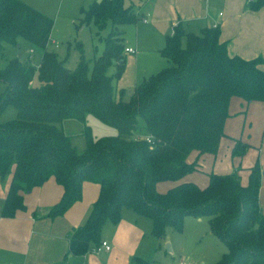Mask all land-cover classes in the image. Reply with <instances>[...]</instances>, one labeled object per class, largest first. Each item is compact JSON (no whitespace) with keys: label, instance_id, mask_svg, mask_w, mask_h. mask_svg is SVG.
Returning <instances> with one entry per match:
<instances>
[{"label":"trees","instance_id":"1","mask_svg":"<svg viewBox=\"0 0 264 264\" xmlns=\"http://www.w3.org/2000/svg\"><path fill=\"white\" fill-rule=\"evenodd\" d=\"M249 5L256 10L264 0ZM82 14L79 27L94 23L98 35L111 25L91 71L84 59L68 69L48 49L51 17L21 0H0V52L19 38L42 50L37 67L11 59L0 69V115L8 106L17 111L15 119L0 123V176L12 175L2 214L13 217L24 210V193L54 178L63 195L50 213L62 215L82 198L84 183H96L99 196L85 224L70 234V255L99 247L105 222L117 223L126 207L150 220L156 238L168 227L182 231L187 217L206 218L227 247L217 264H264L259 161L246 185L235 173H209L206 187L182 181L198 170L203 154L218 152L233 97L264 102V58L230 55L218 26L194 33L176 25L160 50L167 66L124 100L125 91L115 85L127 60L119 26L136 22L138 15L125 0H97ZM88 115L118 134L94 139L86 126L87 145L80 153L57 124L85 123ZM139 120L145 134L135 137ZM249 148L236 140L232 153L243 156ZM193 152L198 156L189 162ZM163 182L176 184L161 192ZM135 264L151 263L136 258Z\"/></svg>","mask_w":264,"mask_h":264},{"label":"crops","instance_id":"2","mask_svg":"<svg viewBox=\"0 0 264 264\" xmlns=\"http://www.w3.org/2000/svg\"><path fill=\"white\" fill-rule=\"evenodd\" d=\"M21 1L28 3V0ZM94 1L97 0H93L91 4ZM132 8L137 15L144 11L147 13L141 14L142 21L146 24L160 25L165 21L170 23L172 29L180 25L186 32L194 33H200L206 27L218 26L220 39L227 44L230 55L247 60L264 58V5L253 10L249 0H141L140 6ZM129 47L134 48L126 45V48ZM236 109L243 117H237L238 113L234 112ZM224 132L225 137L221 140L218 152L203 154L198 159V170L182 181L206 187L209 173H235L241 183L246 185L250 169L258 160L263 172L260 193H264V102L247 104L243 99L233 97ZM236 140L250 146L243 156L232 153ZM197 156V152L191 153L188 161H195ZM199 175L203 177H197ZM11 178V174L4 178L0 176V264H135L136 258L148 261L147 251L150 247L123 246L116 240V228L109 240L105 235L102 237V241L111 245L110 251L97 252L92 247L85 255L69 254L70 234L87 221L99 196L98 184L84 183L82 198L62 215L52 216L50 211L60 202L63 188L54 178H50L43 185L25 192L26 208L17 211L13 217H7L2 214V206ZM165 184V190H160L158 185L159 191H166L176 183ZM259 204L264 214L260 196Z\"/></svg>","mask_w":264,"mask_h":264},{"label":"rangeland","instance_id":"3","mask_svg":"<svg viewBox=\"0 0 264 264\" xmlns=\"http://www.w3.org/2000/svg\"><path fill=\"white\" fill-rule=\"evenodd\" d=\"M92 1L79 0L76 3V0H28L27 3L54 20L48 49L54 51L59 59L64 61L65 66L71 70H75L80 61L84 59L91 71L95 58L103 51V39L111 30V25H109L98 35V29L94 23L79 27L80 19L83 17L82 8L87 9ZM125 5L138 7L141 5V0H125ZM141 14L147 13L145 11L139 13L138 19L134 23L119 26L125 46L131 45L136 48L134 55H126L125 72L121 79L115 83L118 90L125 91L124 100L130 98L135 86L145 78L160 72L167 66V60L162 57L159 51L165 46L166 34H171L173 29L170 23L165 21L159 23L160 25L146 24L142 21ZM185 43V39H183V46ZM41 56V48L19 38L16 45H4L0 52V69H3L11 59H18L22 63H27L30 60L31 64L37 67ZM114 71L115 69L110 70L111 73ZM234 112L238 113L237 117H243L239 110L236 109ZM16 115V109L13 106H8L0 115V123L13 120ZM57 126L72 137V145L80 153L85 150L87 145L86 137L83 135L86 126L89 127L94 139L118 134L117 129L102 123L93 115H88L85 123L76 119H67L58 123ZM143 126V121L139 120L137 132L134 133L135 137L144 136ZM188 177L191 176L188 175ZM197 177L202 178L203 176ZM165 183L159 184L160 190H165ZM259 196L264 210V193H260ZM115 228L118 233L116 240L123 246L150 247L147 251L149 256L147 260L151 264H167V262L168 264H182V262L184 264H217L222 254L227 250L225 243L213 234L206 218L187 217L182 231L178 232L168 227L164 237L156 238L152 235L150 220L138 215L132 209L123 207L120 220L117 223L112 220L105 222L100 235L101 240L104 235L108 239ZM187 259H190V262H187Z\"/></svg>","mask_w":264,"mask_h":264},{"label":"built area","instance_id":"4","mask_svg":"<svg viewBox=\"0 0 264 264\" xmlns=\"http://www.w3.org/2000/svg\"><path fill=\"white\" fill-rule=\"evenodd\" d=\"M144 21L147 22V20H144ZM125 53L134 54V53H136V50L134 48L129 47V48L125 49ZM101 250L110 251L111 250V245L108 242H106V241H102L101 245L99 247H97L95 249V251L99 252Z\"/></svg>","mask_w":264,"mask_h":264}]
</instances>
